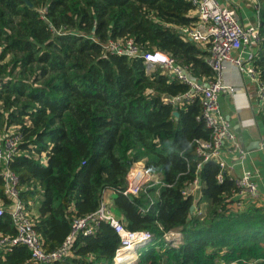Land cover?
<instances>
[{"label":"trees","instance_id":"trees-1","mask_svg":"<svg viewBox=\"0 0 264 264\" xmlns=\"http://www.w3.org/2000/svg\"><path fill=\"white\" fill-rule=\"evenodd\" d=\"M28 1L32 6L0 0V62L9 54L10 71L35 74L33 84L9 73L0 79V129L15 127L22 134L9 167L18 176L24 206L31 212L35 206L33 228L42 247L58 248L72 219L95 211L110 190L125 228L151 233L135 264H264V206L248 201L236 208L234 180L227 172L216 178V161L197 170L196 140H210L209 128L196 118L199 102L173 106L162 99L188 86L169 80L160 66L147 72L139 56L103 47L109 39L131 38L141 50L168 52L197 79L211 77L207 51L178 33L197 21L191 3ZM257 5L259 40L251 64L264 84V0ZM6 66L0 63V73ZM258 117L264 136V99ZM138 160L163 184L128 197L121 190ZM196 177L197 198L183 194ZM4 186L0 175V201L7 206ZM192 204L201 212H191ZM174 231L180 240H166L164 233ZM0 233H15L7 212L0 216ZM119 244L114 229L100 221L93 233L78 232L68 254L50 264H112ZM29 261L24 244L0 249V264Z\"/></svg>","mask_w":264,"mask_h":264},{"label":"built area","instance_id":"built-area-1","mask_svg":"<svg viewBox=\"0 0 264 264\" xmlns=\"http://www.w3.org/2000/svg\"><path fill=\"white\" fill-rule=\"evenodd\" d=\"M188 1L193 7L191 12L197 16V21L178 27V33L183 38L200 44L207 51L205 60L212 70L211 77L203 76L201 79H197L192 76L187 67L177 64L174 57L168 52L159 49L141 50L131 38L109 39L103 43V47H106L108 51L128 57L139 56L146 64L147 72L160 66L169 80L176 79L188 86L183 93L175 96L163 95L162 99L173 106H180L194 100L199 102L201 108L196 118L209 128L210 140H196V151L201 157V161L197 164V170L200 169L203 162L212 159L218 163L219 172L216 178L221 180L225 168L224 151L236 152L240 157L245 153L231 123L223 115L219 106L220 93L234 94L237 91L235 86L224 82L223 74L228 65H233L240 72L258 81V73L251 64L254 52H249L246 57L242 55L246 48L256 44L259 40L258 22L255 25H244L233 4L223 5L218 0ZM257 2L258 0L253 2L256 16L259 11ZM258 84V97L261 101L264 99V84H260L259 81ZM21 139L22 134L17 130L0 135V175L5 183L4 193L10 200L7 206H4L0 201V216L7 212L15 228L13 235L0 233V249L9 251L12 246L24 244L30 251V261L24 264H50L68 254L78 232L91 234L100 221H104L114 229L120 239L112 264H135L138 258V248L151 239V233L147 230L132 231L125 228L112 209V197L106 196V193L102 196L95 211L72 219L70 231L58 248L47 251L42 247L40 237L33 228L32 212L24 206L19 198L18 176L9 167V162L19 152ZM259 143L264 150V136L261 137ZM233 180L237 188V192L233 196V205L236 208L243 204V196L252 202L258 198V188L250 170L243 171ZM197 181L196 177L183 190V194H192L188 188L196 184ZM160 184H163L160 176L149 172L145 168L143 160H139L131 164L126 175V184L121 193L128 197L137 196L142 190ZM193 211L201 212L195 204ZM164 237L166 240L174 241L176 239L178 242L181 234L176 231L167 232L164 233Z\"/></svg>","mask_w":264,"mask_h":264},{"label":"crops","instance_id":"crops-1","mask_svg":"<svg viewBox=\"0 0 264 264\" xmlns=\"http://www.w3.org/2000/svg\"><path fill=\"white\" fill-rule=\"evenodd\" d=\"M218 1L223 5L233 4L240 21L244 25H255L258 22L253 8L254 0ZM191 14L193 15V12ZM255 51L256 44L246 48L242 55L246 57L249 52ZM223 80L225 83L235 86L237 91L234 94L220 93L219 106L223 115L231 123L232 129L245 151L242 157L236 152L224 151V172L234 178L241 175L243 171L250 170L258 188V198L254 203L264 206V150L259 143L263 136V125L258 117V111L261 107V101L258 97L259 84L257 80L240 72L233 65L227 66ZM200 186L201 183L198 179L196 184L188 188L195 198L199 195ZM105 193L106 196L112 197V191L107 190ZM248 201L250 200L243 196V203ZM35 204L37 205V203ZM32 212H35V206H33Z\"/></svg>","mask_w":264,"mask_h":264},{"label":"rangeland","instance_id":"rangeland-1","mask_svg":"<svg viewBox=\"0 0 264 264\" xmlns=\"http://www.w3.org/2000/svg\"><path fill=\"white\" fill-rule=\"evenodd\" d=\"M104 50H108L106 47H104ZM10 55L8 54L5 59L3 61H1L0 63H5L7 64L6 66V69L4 72L0 73V79H7L9 78V76L11 75L12 78L14 79H21V80H26L27 82L33 84V79L35 77V74L32 76V73H33V69H31V72L32 73H29V72H23L20 68H15V69H12L11 71L9 70L11 68V65H8V62H9V58ZM8 73L10 75H8ZM38 78V77H36ZM43 81H39L38 83L41 84ZM15 130V127H10L9 130H4L3 128L0 129V135H3V134H7L11 131H14ZM139 161V160H138ZM136 162V161H134ZM174 241L176 242V239H174Z\"/></svg>","mask_w":264,"mask_h":264},{"label":"water","instance_id":"water-1","mask_svg":"<svg viewBox=\"0 0 264 264\" xmlns=\"http://www.w3.org/2000/svg\"><path fill=\"white\" fill-rule=\"evenodd\" d=\"M24 1L28 4V6H32V4L28 0H24ZM174 115H177V111H174ZM193 208H194V204H192L190 206V211L191 212L193 211Z\"/></svg>","mask_w":264,"mask_h":264}]
</instances>
